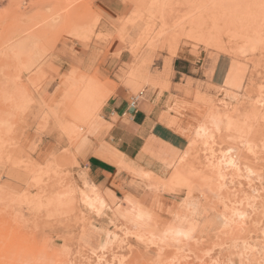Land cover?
<instances>
[{
    "label": "rangeland",
    "instance_id": "rangeland-1",
    "mask_svg": "<svg viewBox=\"0 0 264 264\" xmlns=\"http://www.w3.org/2000/svg\"><path fill=\"white\" fill-rule=\"evenodd\" d=\"M95 41L115 70L81 71ZM131 78L188 145L162 179L123 167L140 197L115 213L76 147ZM0 264H264V0H0Z\"/></svg>",
    "mask_w": 264,
    "mask_h": 264
},
{
    "label": "crops",
    "instance_id": "crops-1",
    "mask_svg": "<svg viewBox=\"0 0 264 264\" xmlns=\"http://www.w3.org/2000/svg\"><path fill=\"white\" fill-rule=\"evenodd\" d=\"M113 10L119 13L116 7ZM111 47L92 42L81 71L93 74L101 68L107 72L115 70L116 62L106 59L107 63L101 65L106 55L113 52ZM121 60L126 62L122 57ZM224 68L219 58L210 76L213 85L224 81ZM138 80L131 78L116 88L76 147L82 170L115 213L128 211L130 202L140 197V193L126 192L134 182L123 167L145 169L162 179L188 145L186 118L173 108H178L179 103L175 105L173 100L169 104L171 95L157 88L145 87L140 96L142 84ZM180 105L186 106L184 102ZM124 160L126 165L121 164ZM162 197L169 204L176 201L171 196Z\"/></svg>",
    "mask_w": 264,
    "mask_h": 264
},
{
    "label": "bare ground",
    "instance_id": "bare-ground-1",
    "mask_svg": "<svg viewBox=\"0 0 264 264\" xmlns=\"http://www.w3.org/2000/svg\"><path fill=\"white\" fill-rule=\"evenodd\" d=\"M99 97L96 95L95 89H93V88H88V89L83 90L81 92L80 98H78L79 99L78 103L76 101L77 104H75L76 105L75 111H78V112L83 113V114L90 113L92 110H94L93 106L95 107V105H96L95 103L99 101ZM93 112H95V111H92V113Z\"/></svg>",
    "mask_w": 264,
    "mask_h": 264
},
{
    "label": "built area",
    "instance_id": "built-area-1",
    "mask_svg": "<svg viewBox=\"0 0 264 264\" xmlns=\"http://www.w3.org/2000/svg\"><path fill=\"white\" fill-rule=\"evenodd\" d=\"M143 94V92H141L139 95L141 96Z\"/></svg>",
    "mask_w": 264,
    "mask_h": 264
}]
</instances>
